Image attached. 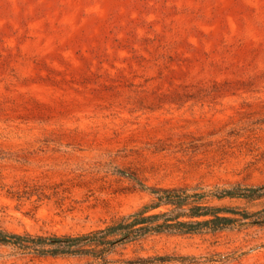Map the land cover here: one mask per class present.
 Returning a JSON list of instances; mask_svg holds the SVG:
<instances>
[{
  "label": "rangeland",
  "instance_id": "1",
  "mask_svg": "<svg viewBox=\"0 0 264 264\" xmlns=\"http://www.w3.org/2000/svg\"><path fill=\"white\" fill-rule=\"evenodd\" d=\"M235 184H264V0H0L1 229L80 234L148 188ZM124 254L264 264V228Z\"/></svg>",
  "mask_w": 264,
  "mask_h": 264
},
{
  "label": "trees",
  "instance_id": "2",
  "mask_svg": "<svg viewBox=\"0 0 264 264\" xmlns=\"http://www.w3.org/2000/svg\"><path fill=\"white\" fill-rule=\"evenodd\" d=\"M151 199L131 214L80 234H18L0 228V246L20 257L70 258L82 264H180L171 256L127 257L124 251L157 235L264 228V184L205 191L197 186L148 188Z\"/></svg>",
  "mask_w": 264,
  "mask_h": 264
}]
</instances>
